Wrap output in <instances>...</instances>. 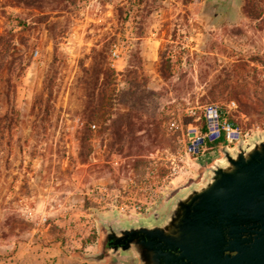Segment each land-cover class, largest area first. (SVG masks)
Masks as SVG:
<instances>
[{
    "label": "rangeland",
    "instance_id": "rangeland-1",
    "mask_svg": "<svg viewBox=\"0 0 264 264\" xmlns=\"http://www.w3.org/2000/svg\"><path fill=\"white\" fill-rule=\"evenodd\" d=\"M248 10V0H0V258L79 264L69 254L100 249L102 218L151 222L223 157L187 150L207 103L227 110L244 139L263 133L264 12ZM138 48L155 95L137 108L139 138L111 150L89 119L99 74L81 64L105 57L124 91ZM125 111L117 104L112 117Z\"/></svg>",
    "mask_w": 264,
    "mask_h": 264
},
{
    "label": "water",
    "instance_id": "water-1",
    "mask_svg": "<svg viewBox=\"0 0 264 264\" xmlns=\"http://www.w3.org/2000/svg\"><path fill=\"white\" fill-rule=\"evenodd\" d=\"M221 153L200 182L175 194L151 222L122 225L102 218L110 252H159L165 258L163 252L183 247L199 264H264V132ZM225 250L237 252L225 259Z\"/></svg>",
    "mask_w": 264,
    "mask_h": 264
},
{
    "label": "trees",
    "instance_id": "trees-1",
    "mask_svg": "<svg viewBox=\"0 0 264 264\" xmlns=\"http://www.w3.org/2000/svg\"><path fill=\"white\" fill-rule=\"evenodd\" d=\"M28 1H40V0H28ZM65 2L69 0H63ZM264 0H248L249 12L256 17H260L264 12ZM138 37H142L139 35ZM93 53L96 52V48H92ZM135 62L128 60L127 66L123 74L129 79L130 86L126 90H120L117 87L118 73L110 66H103L105 57L96 62L97 66L86 67L81 64L82 69L85 73H89L92 69L94 72L99 74L96 76V93L97 101L90 111L89 119L96 121L99 124V129L96 130L98 136H102L103 139H108V146L111 150L123 151L125 144L128 147L131 146L135 140L139 138L136 135L137 131L144 129V123L142 122L138 127L136 126V120H141L142 117L139 115L137 108L141 111L147 108L146 102L143 100V94L149 92L155 95V91L148 88L147 83L143 81V66L142 57L140 55V49L133 54ZM102 65V66H101ZM163 77L165 81H170L172 78L171 70L164 66ZM122 94L125 96L122 100ZM216 97L212 94L210 99ZM247 99L254 101V96H247ZM123 105L127 111L121 112L117 118L112 117V113L115 110V106ZM137 111V112H136ZM155 128L158 123L155 119L150 122ZM237 123V122H236ZM201 126L204 127L203 121L201 120ZM94 131L91 128H87L82 136V141L86 142L93 135ZM130 144V145H129ZM222 141L218 140L215 142H209L207 146L210 149H221Z\"/></svg>",
    "mask_w": 264,
    "mask_h": 264
},
{
    "label": "built area",
    "instance_id": "built-area-1",
    "mask_svg": "<svg viewBox=\"0 0 264 264\" xmlns=\"http://www.w3.org/2000/svg\"><path fill=\"white\" fill-rule=\"evenodd\" d=\"M192 113L196 114L197 111ZM199 119L203 121L204 127L191 124L187 131V150L195 156L203 154L209 142L221 140L222 148L235 147L247 136L241 126L230 118L229 112L217 103H207L202 106ZM172 125H175V122Z\"/></svg>",
    "mask_w": 264,
    "mask_h": 264
},
{
    "label": "flooded vegetation",
    "instance_id": "flooded-vegetation-1",
    "mask_svg": "<svg viewBox=\"0 0 264 264\" xmlns=\"http://www.w3.org/2000/svg\"><path fill=\"white\" fill-rule=\"evenodd\" d=\"M241 220L245 221L246 219L241 217ZM249 221L248 224H245V227L247 228L251 227L253 224L252 218H249ZM243 237L249 238V234L245 233ZM236 252L237 251L225 250L224 258L231 257L236 254ZM98 253L102 254L96 255ZM163 253H167L165 258L163 255H160L159 252L158 255L156 252H148L146 257H143L142 252H131L121 248H118L114 253H111L110 241L108 239V233H106V238L104 243L100 246V249L94 254L87 256V258H91V262H95V264H199L188 255V252L183 247L173 249L171 252L167 251ZM82 264L90 263L84 261Z\"/></svg>",
    "mask_w": 264,
    "mask_h": 264
},
{
    "label": "crops",
    "instance_id": "crops-1",
    "mask_svg": "<svg viewBox=\"0 0 264 264\" xmlns=\"http://www.w3.org/2000/svg\"><path fill=\"white\" fill-rule=\"evenodd\" d=\"M222 149V148H221ZM17 255H19V252H17L15 255L11 256V257H6V258H0V264H16V257ZM72 257H75L78 259L79 264H82L84 261L88 262V263H94L95 262H91L92 259L91 258H87V254H83L80 252H75V253H71L69 254ZM98 261V260H95ZM53 264H63L60 261H56Z\"/></svg>",
    "mask_w": 264,
    "mask_h": 264
}]
</instances>
